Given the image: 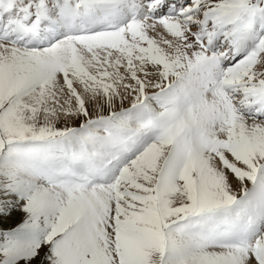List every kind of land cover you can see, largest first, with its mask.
Returning <instances> with one entry per match:
<instances>
[{"label": "snow or ice", "instance_id": "1", "mask_svg": "<svg viewBox=\"0 0 264 264\" xmlns=\"http://www.w3.org/2000/svg\"><path fill=\"white\" fill-rule=\"evenodd\" d=\"M0 264H264V0H0Z\"/></svg>", "mask_w": 264, "mask_h": 264}]
</instances>
